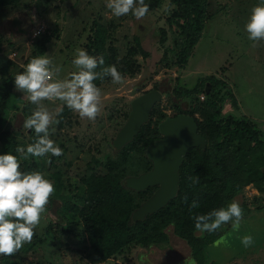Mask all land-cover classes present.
Wrapping results in <instances>:
<instances>
[{
	"label": "rangeland",
	"instance_id": "obj_1",
	"mask_svg": "<svg viewBox=\"0 0 264 264\" xmlns=\"http://www.w3.org/2000/svg\"><path fill=\"white\" fill-rule=\"evenodd\" d=\"M9 1L0 4V43L7 58L22 63L33 50L35 36L42 31L39 39L49 37L42 56H47L50 61L55 83L68 82L74 73L87 71L73 63L77 57L75 50L82 48L94 58L98 57L99 34L105 39L102 43L113 47L118 58L131 59L129 71L118 69L124 77L123 84H114L107 74L97 86L100 112L94 121L81 118L60 99L32 102L30 93L16 87L19 97L14 95L16 104L12 102L8 109L9 120L5 126L20 131V138L28 141L33 130L24 126L25 121L35 111H46L50 117L49 125H56L48 129L45 137L56 144L67 142L72 148L67 150V157L81 158L87 153L86 157H91L86 151L89 147L94 156L113 154L108 141L115 137L125 121L122 112H130L132 98L158 88L163 92L160 108L168 115H174V103L189 109L199 100L195 96L202 99L200 85L205 76L223 79L231 87L237 104L228 101L224 113L253 118L264 130V37L249 39L245 27L253 6L261 0H210L212 15L206 20L200 39L182 68L176 63L175 51L171 50L175 34L169 16L177 8L172 0H160L159 3L144 0L149 10L140 19H136L131 10L126 16L116 17L107 7L110 0H19L22 3L19 5ZM137 7H140L139 0L133 5V8ZM19 68L13 69V75L18 74ZM1 78L0 75V82ZM64 110H67L65 116ZM61 118L63 122L59 125L57 120ZM157 125L159 127L154 116L150 119V127L154 129ZM95 144L100 145V151L94 149ZM50 180L55 188L51 196L62 201L56 193L58 186L54 178ZM63 193L68 190L64 188ZM234 201L247 205L252 211L242 215L238 228L225 227V222L221 223V236L204 252L200 249L196 257L191 245L176 235L174 226L170 225L167 228L170 238L166 242L125 247L106 261L95 260L90 247L83 246L76 238V233L81 232L79 225L69 224L71 219L60 215L58 207L49 208V200L33 236L40 231V235L48 237L46 243H40V249L45 259L53 264H264V195L253 184H248ZM59 202L57 200V204ZM72 226L76 231L67 229ZM244 236L252 237L251 245L243 244ZM37 237L40 240V236ZM34 240L23 243L12 256L16 255L24 263L27 259L23 248ZM32 254L28 260L37 261L39 257Z\"/></svg>",
	"mask_w": 264,
	"mask_h": 264
},
{
	"label": "trees",
	"instance_id": "obj_2",
	"mask_svg": "<svg viewBox=\"0 0 264 264\" xmlns=\"http://www.w3.org/2000/svg\"><path fill=\"white\" fill-rule=\"evenodd\" d=\"M6 1L0 0V4H6ZM11 1L14 5L22 4L19 0L9 2ZM154 1L159 3L160 0ZM172 1L177 4V8L169 16L175 34L171 50L175 51L176 63L182 68L194 51L205 28L206 20L212 15L209 12L210 0ZM99 32L102 34V28ZM38 35L34 38V47L30 56L24 58L20 64L13 58H7L8 54L4 51L2 42L0 43V75L2 77L0 82V155L9 152L16 155L22 174L40 172L48 180L54 178L58 186L56 193L63 199L61 201L60 198L51 196L48 207H58L60 215L65 219H71L69 224L79 225L78 231L81 230V232L76 233V238L83 246L90 247L95 260L106 261L125 247L166 242L170 238L167 230L170 225L174 226L176 235L191 245L196 257L200 249L204 252L210 243L221 236L223 225L214 231H199L195 228V217L209 216V219L204 222H213L216 217L211 214L221 209L227 210L248 184H253L261 195H264V130L253 118L224 113L225 104L230 100L233 105L237 104V99L225 80L214 76L202 78L201 96L204 97L201 99L200 96H195L199 100L189 109H183L177 102L173 105L174 115L188 113L196 117L199 132L205 136L207 144L194 146L188 150L180 169L177 195L164 207L149 213L144 219L134 220L132 213L154 193L158 185L137 190L127 186L126 179L129 176L140 175L153 167V161L147 156V149L162 134L158 125L154 129L150 127V119L156 116L157 124H159L169 116L160 108L159 102L153 107L150 119L143 124L139 133L122 148L117 149L113 145L114 138L108 141L113 154L109 152L102 157L94 156L91 153L92 148L89 147L86 151L91 157H86L87 153L81 158H76L78 156L70 158L66 156V152L72 148H69V144L65 141L60 144L55 143L62 149L60 156H53L51 153L42 156L29 154L28 146L36 145L42 137L46 138L48 129L54 127L56 123L48 125L47 131L39 134L33 127L28 141L19 137L20 131L15 132L6 127L5 123L9 120L8 109L12 107V102L16 104V96L19 97L16 92V75H13V69L19 66L18 74L24 72L33 57L42 56L46 52L49 37L41 40L39 39L41 36ZM98 39L97 49L100 54L95 58L97 66L91 69L96 75L93 81L96 86L107 78L108 75L105 73L107 67L113 64L118 65V69L124 68L126 72L130 69L131 60L126 56L118 58L113 47L102 43L105 41L102 35L99 34ZM102 57L103 64L100 63ZM207 82H210L209 88ZM62 112L63 116L67 114V110ZM128 115V112H122L125 121ZM62 122V118L57 120L59 125ZM124 122L121 124L123 125ZM95 145L94 149L100 151V145ZM17 148H23L24 151L17 152ZM64 188L68 190V193H63ZM57 200L60 201L58 204ZM240 207L242 215L252 211L245 204ZM236 219L235 216L231 217L224 226L233 227ZM60 223L63 224L61 221ZM67 229L76 231L73 226ZM33 231L36 232V227ZM37 236H40V240L36 239ZM36 237L33 236L35 240L28 247L23 248L25 259H27L24 263V260H20L16 255H11L13 258L0 255V264H53L45 259L40 249L42 246L40 243H46L48 237L44 234L40 235V231L39 234L37 232ZM30 253H33L32 256L37 255L38 260L35 262L28 260L31 258Z\"/></svg>",
	"mask_w": 264,
	"mask_h": 264
},
{
	"label": "clouds",
	"instance_id": "obj_3",
	"mask_svg": "<svg viewBox=\"0 0 264 264\" xmlns=\"http://www.w3.org/2000/svg\"><path fill=\"white\" fill-rule=\"evenodd\" d=\"M135 3L136 0H110L107 7L112 9L116 17L126 16L131 10L133 16L140 19L148 13L149 8L144 0H139L140 7L133 8ZM245 27L249 39L264 37V0L253 6ZM75 51L77 57L73 63L88 70L74 73L70 81L49 83L51 76L47 66L50 61L47 56H37L28 62L24 72L16 74L15 86L30 93L32 102L58 97L66 101L81 118L87 117L94 121L100 112L98 106L100 89L93 83L96 75L91 69L97 66V61L85 49L77 48ZM100 63H104L103 57ZM105 73L112 77L114 84L124 83V77L116 65L107 67ZM49 122V114L38 110L25 121L24 126L34 127L35 132L39 134L47 131ZM16 151L23 152L24 149L17 148ZM27 152L34 156H42L46 153L60 156L62 149L53 140L42 137L36 145H29ZM19 169L20 164L16 155L11 152L0 155V255H13L23 243L32 240L33 229L39 224L45 205L55 191L53 183L42 173L22 174ZM211 215L216 217L211 223L204 222L209 216L195 217V228L201 231H214L221 223L229 221L233 216L237 218L233 226L238 228L242 209L238 202L233 201L227 210L221 209ZM242 242L247 247L252 244V237L244 236Z\"/></svg>",
	"mask_w": 264,
	"mask_h": 264
},
{
	"label": "water",
	"instance_id": "obj_4",
	"mask_svg": "<svg viewBox=\"0 0 264 264\" xmlns=\"http://www.w3.org/2000/svg\"><path fill=\"white\" fill-rule=\"evenodd\" d=\"M210 87V82H207ZM209 91V89H208ZM163 98V92L152 88L130 101L127 120L117 131L113 145L120 149L131 141L151 116L153 107ZM162 137L148 146L147 156L153 161V167L137 176H129L126 185L137 190L158 185V188L140 207L134 210V220L144 219L149 213L164 207L179 190L180 169L184 157L191 147L206 146L205 136L199 132L196 117L188 113L169 115L159 123Z\"/></svg>",
	"mask_w": 264,
	"mask_h": 264
},
{
	"label": "built area",
	"instance_id": "obj_5",
	"mask_svg": "<svg viewBox=\"0 0 264 264\" xmlns=\"http://www.w3.org/2000/svg\"><path fill=\"white\" fill-rule=\"evenodd\" d=\"M47 68H48V71H49L50 76H51V79L48 82L49 83H55V80H54L55 79V74H54V71H53L52 67L48 64ZM202 97H204V96H202ZM50 99L51 100H56V99H58V97H52Z\"/></svg>",
	"mask_w": 264,
	"mask_h": 264
},
{
	"label": "bare ground",
	"instance_id": "obj_6",
	"mask_svg": "<svg viewBox=\"0 0 264 264\" xmlns=\"http://www.w3.org/2000/svg\"><path fill=\"white\" fill-rule=\"evenodd\" d=\"M138 133H139V132H138ZM157 188H158V187H157ZM154 192H155V191H154ZM151 196H152V195H151ZM147 199H148V198H147ZM147 199H146V200H147ZM146 200H145V201H146Z\"/></svg>",
	"mask_w": 264,
	"mask_h": 264
}]
</instances>
